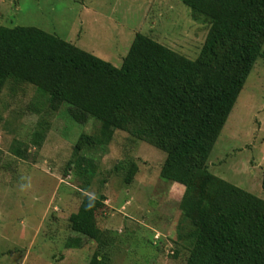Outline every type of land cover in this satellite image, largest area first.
Here are the masks:
<instances>
[{
  "label": "rangeland",
  "instance_id": "rangeland-1",
  "mask_svg": "<svg viewBox=\"0 0 264 264\" xmlns=\"http://www.w3.org/2000/svg\"><path fill=\"white\" fill-rule=\"evenodd\" d=\"M2 25L39 27L121 67L137 33L197 59L212 23L183 0H0ZM140 129L78 123L48 91L9 78L0 96V264H91L95 255L103 264H187L198 230L186 186L162 176L168 154ZM209 165L264 199V56Z\"/></svg>",
  "mask_w": 264,
  "mask_h": 264
},
{
  "label": "trees",
  "instance_id": "trees-1",
  "mask_svg": "<svg viewBox=\"0 0 264 264\" xmlns=\"http://www.w3.org/2000/svg\"><path fill=\"white\" fill-rule=\"evenodd\" d=\"M212 23L192 59L137 33L121 67L35 26H0V96L9 78L38 86L72 118L135 135L168 154L197 227L187 264H264V199L213 173L211 153L258 59L264 0H183ZM88 204L81 211L88 217ZM91 214V213H90ZM78 216H74L77 219ZM91 264H103L95 255Z\"/></svg>",
  "mask_w": 264,
  "mask_h": 264
}]
</instances>
